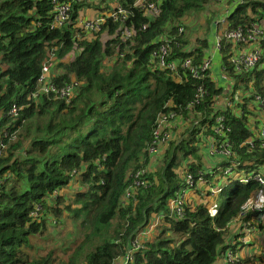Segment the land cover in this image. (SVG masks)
Wrapping results in <instances>:
<instances>
[{
  "label": "trees",
  "instance_id": "1",
  "mask_svg": "<svg viewBox=\"0 0 264 264\" xmlns=\"http://www.w3.org/2000/svg\"><path fill=\"white\" fill-rule=\"evenodd\" d=\"M135 1L72 4L69 24L50 29L49 0H0V264H113L155 217L161 225L126 264H215L225 250L237 253L240 234L231 235L227 243L230 225L238 224L241 231L263 215L264 209L234 221L264 192V186L250 179L256 174L264 178V149L245 144L254 140L257 128L249 121L248 106L253 96H264V67L257 69L264 61V38L258 63L237 73L229 63L234 47L221 37L220 74L230 78L232 91L220 97L222 89L209 71L199 83L178 68L174 73L158 68L151 53L164 45L167 61L180 64L190 58L199 64L207 42L197 39V46L186 48L183 21L189 13L222 4L152 0L157 13L147 15L133 6ZM110 5L125 10L127 18L106 20L90 38L74 26L81 8L103 12ZM225 19L226 30L260 25L264 0H238ZM122 29L131 31L130 37L120 38ZM70 53L72 59L63 61ZM49 56L55 61L51 80L56 87L77 83L69 102L51 95L31 97ZM199 84L206 96L193 103ZM225 101L230 105L224 106ZM12 105L19 109L15 117L7 115ZM170 113L175 117L166 122L169 139L151 156L147 147L155 121ZM216 117L228 128L224 137L212 133ZM173 128L178 136L171 140ZM211 139H225L230 157L209 156ZM203 157L220 160L211 168L213 161ZM155 158L158 165L152 172ZM137 171H143L145 187L132 185ZM185 175L194 186L183 203V215L168 217V201L184 187ZM215 175L224 180L221 185ZM72 182L78 188L66 199L62 190ZM191 191L198 198L216 194L223 201L211 215L206 204L193 201ZM64 217L81 238L72 237V249L62 262L52 251H35L32 240L46 235L47 218L60 223ZM262 223L251 226L262 233L264 248ZM238 260L250 263L247 257Z\"/></svg>",
  "mask_w": 264,
  "mask_h": 264
},
{
  "label": "built area",
  "instance_id": "2",
  "mask_svg": "<svg viewBox=\"0 0 264 264\" xmlns=\"http://www.w3.org/2000/svg\"><path fill=\"white\" fill-rule=\"evenodd\" d=\"M91 0H49L51 5V22L50 29H59L70 22V12L71 5L80 2H90ZM158 0L155 2L157 3ZM238 0H215L217 3H221V15L217 17L213 25L217 28L220 27V32H222L218 37L214 38V50H219V42L221 37L227 42L231 43L234 47L232 54L229 58V63L235 72H246L251 70L259 61L261 56V49L259 48V42L264 38V28L262 24L253 23L249 27L235 28L232 30H226V16L232 6ZM152 0H136L133 6L138 7L145 14L149 15L157 13V4ZM112 8V9H111ZM91 10V9H90ZM89 11V10H88ZM87 11V12H88ZM93 15H85L84 12H79L78 16L74 19V26L78 28L85 35L86 38H90L92 35L100 31L101 26L110 19L112 22L124 21L127 18V13L125 10L119 6H111L109 11L96 12L92 11ZM99 13V14H98ZM143 28V27H142ZM181 33V29L177 30V34ZM120 38L126 39L130 37L131 31L127 29H122L120 32ZM238 50H236L237 48ZM49 56L43 61L40 67V73L36 80L37 89L31 95L32 98H37L40 95L49 96L51 95L55 100H63L69 102L74 94V90L77 87L76 82H70L64 86L56 87L51 80V64L52 60ZM168 50L164 45H159L156 50L151 53V58L155 61L156 66L160 69H167L170 72H175L177 70H183L188 73V75L197 80L199 83L203 81L206 76L207 71L210 67V57H205L199 64L193 65L190 58H186L177 64L174 61H167ZM177 72V71H176ZM203 96H206L205 89L201 84L198 85L195 94L194 101L200 100ZM253 104L258 108L261 115V122L259 126L254 130V140H247L246 145L250 148L256 144L258 148L264 149V96H253ZM192 105V103H190ZM230 105L229 102L225 104ZM18 108L12 105L8 111L7 115L9 117H15ZM175 114L170 113L167 115H161L155 122V127L151 132V141L147 147V153L154 156L159 152V149L165 145L169 139V133L166 130L167 120H172ZM213 135L217 137H224L228 132V128L223 125V119L221 117H216L214 119V124L211 128ZM6 137V134L3 135ZM12 137V136H11ZM1 146V145H0ZM206 151L209 156L212 157H230V147L225 139L220 140H208ZM230 168L225 169L224 173H228ZM143 171H137L133 175L132 185L134 187H145L144 181L141 179ZM251 180L255 181L258 185L264 186V178L260 175H253ZM246 182V180H243ZM193 181L189 175H185L184 187L175 194V196L168 201V217L181 218L183 215V203L188 197V192L193 187ZM217 192V191H215ZM211 191V193H215ZM257 211L255 206L252 204L247 205L243 210H241L234 221L240 220L247 213H252ZM247 226L250 223L246 224ZM159 226V217H155L144 229L138 232L137 237L130 243V249L127 250L125 255L117 258L113 264H126L131 261L132 252L137 251L141 248L142 240L149 237ZM245 237V236H243ZM242 237V238H243ZM239 240V239H238ZM242 243V242H241ZM244 243V242H243ZM264 256V252H261ZM223 264H241L239 262V257L237 253H233L230 249H227L222 253ZM264 264V260L260 263Z\"/></svg>",
  "mask_w": 264,
  "mask_h": 264
},
{
  "label": "rangeland",
  "instance_id": "3",
  "mask_svg": "<svg viewBox=\"0 0 264 264\" xmlns=\"http://www.w3.org/2000/svg\"><path fill=\"white\" fill-rule=\"evenodd\" d=\"M98 1L99 0H91L90 2H85V3H89L90 5L93 6V4H96ZM215 5L216 4H214V5L210 4L207 7H205L204 10H202L200 12L189 13V15L187 17H185L186 19L183 21V25L185 27L184 28V30H185L184 35H185V39H186V43H187L186 48H192V47L197 46V42H196L197 39L202 38L207 42L208 48H207V51L205 52V57L210 56L211 62H210L209 71L214 78L216 86L221 87L222 93H221L220 97H222L224 95L223 92H227V91L231 92L232 91L231 90L232 83H231L230 78H226V77L221 75V74H223L222 71H220L221 74H219V61L217 60L218 53L212 52V54H210L211 48L214 47V37H218L221 33L220 27H217L216 33L214 35V30L211 27V22L213 24V22L217 19L216 16L221 11V9L218 11L216 9L217 6H215ZM111 6L112 5H110V7ZM88 10H90V8H85V7L81 8V12H87ZM101 39L103 40L104 37H101ZM72 57H73V54L70 53L68 56H66V58H64L63 61H69L72 59ZM50 59L52 60V64H51L50 69H52L55 61L52 57H50ZM262 67H264V61L262 63L258 64L257 69H260ZM52 72H55V71H52ZM239 92H240L239 90H236L235 94H238ZM242 95L243 94L240 93L238 96L240 97ZM238 99L239 98H237V100ZM250 112L252 113L253 109H250ZM248 117H251V115L248 114ZM170 135H171V140L176 139L178 136V130L176 128H173L170 132ZM202 151L205 152V148ZM218 160H220V159H216V158L209 159V158L203 157V161H205L207 163H211L213 161V166H212V164H209L211 166V168L216 166V163L218 162ZM157 165H158V163H157V160L155 158V160H153V162L151 163V166H150V169L152 170V172L157 168ZM215 177L217 178V185H221L224 180L220 179L219 176H217V175H215ZM77 188H78V185H76V182H72L71 185L69 186V188L62 190V193L65 194L66 199H69L71 193L74 190H76ZM191 193L193 195L192 196L193 201L196 203H202L203 202L204 204H206L207 209L211 215H213L217 211L219 205L223 201V198L220 196H216V194H213L214 197L204 196V197L198 198V196H197V194H195V192L191 191ZM190 199H192V198H190ZM250 204L255 206V208L257 209L256 212L264 209V192L257 193L254 196V198L252 199V201L250 202ZM257 219L260 222H262V220H263L262 224L264 227V213H263V215H260ZM254 222L255 221H253V223ZM159 225H161L160 221H159ZM233 226H234L233 224L230 225L229 230H228L229 233H232V231L235 227V226L234 227ZM244 227H246V224ZM46 228H47L46 233H45L46 235L43 238H40L38 240H36V239L32 240V246H33L34 250L35 251L38 250L40 252V254H42V253L45 254V253L52 251L53 257L55 258L56 261H62V262L66 261L68 255L70 254V251L72 249V247L70 246V240L72 239V237L74 235L81 238V234L76 231V229L74 228V224L67 217L62 218L60 223L55 222V220H53L51 218H47ZM247 228H249V226H247ZM237 231H240V230L238 229ZM254 231L259 232V230H257L256 228H254L253 232ZM263 231H264V229H263ZM72 240H71V243H72ZM65 249H68V250H65Z\"/></svg>",
  "mask_w": 264,
  "mask_h": 264
},
{
  "label": "crops",
  "instance_id": "4",
  "mask_svg": "<svg viewBox=\"0 0 264 264\" xmlns=\"http://www.w3.org/2000/svg\"><path fill=\"white\" fill-rule=\"evenodd\" d=\"M215 6H217L216 9L218 11L221 9V6H219V5H215ZM84 13H85V15H89V16L93 15L92 10H89L88 12H84ZM220 15H221V11L216 17H219ZM261 24L264 27V19H263ZM211 27L213 28L214 35H215L217 28L212 24V22H211ZM238 49L239 48H237L236 50H238ZM212 52L219 53V50L215 51L214 48H211L210 54H212ZM217 60H218V57H217ZM220 71H221V69H220V66H219V74H220ZM211 77L213 78L212 75H211ZM213 80H214V78H213ZM223 93H228V91L227 92H223ZM241 94H243L242 96L246 95V93H241ZM225 104H226V101L224 102V106H226ZM248 107L253 109V112L251 113V117H249V121H250V123L254 124V126L258 127L260 122H261V120H262L260 112H259L258 108L254 104L249 105ZM254 221H255L254 223H256L259 220L256 218ZM254 223L252 222L251 224H254ZM251 224H250L249 228H247V227L241 228L242 229L241 231H237L239 229L238 228V224H234L235 227L233 226L234 229H233L232 233L228 232L227 243L229 242L231 235H233L234 233L235 234L236 233L240 234V238L237 241V243H238L237 244V255H238V257L239 258H246L247 257L249 262H250L248 264H260L264 260V256L261 254V252H264V248L261 247V238H262L261 235H262V233L260 231L259 232H256V231L253 232L254 227H252ZM243 236H245V237H243ZM215 264H223L221 256L219 257V259L216 261Z\"/></svg>",
  "mask_w": 264,
  "mask_h": 264
}]
</instances>
